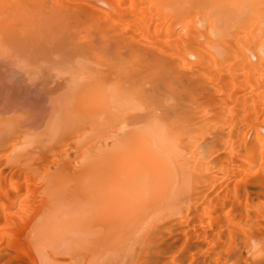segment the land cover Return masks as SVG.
Masks as SVG:
<instances>
[{
    "label": "bare ground",
    "instance_id": "1",
    "mask_svg": "<svg viewBox=\"0 0 264 264\" xmlns=\"http://www.w3.org/2000/svg\"><path fill=\"white\" fill-rule=\"evenodd\" d=\"M0 264H264V0H0Z\"/></svg>",
    "mask_w": 264,
    "mask_h": 264
},
{
    "label": "rangeland",
    "instance_id": "2",
    "mask_svg": "<svg viewBox=\"0 0 264 264\" xmlns=\"http://www.w3.org/2000/svg\"><path fill=\"white\" fill-rule=\"evenodd\" d=\"M39 34H41V32H40ZM34 36H36V35H34ZM36 40H37V37H36ZM45 45H47V47H49L48 44H44L43 46H45ZM45 47H46V46H45ZM36 48H37V49H38V48L40 49V47H35V48H34L35 52H36V50H37ZM39 49H38L36 55H35V52H34L35 57H37V58H35V59L41 58L43 55H46V51H44V50H43L44 48L42 49V47H41L40 50H43V53H44V52H45V53H44V54L42 53L43 55L41 54V55L38 57L37 54L39 55V54L41 53ZM47 49H48V48H47ZM45 50H46V49H45ZM39 52H40V53H39ZM47 53H48V55L51 54L50 57L47 56L48 59H49V62L46 60V62H47V63H46V62L44 61L45 59H44V60H41L42 58H41L40 60L38 59L39 61H38V60H36V61L34 60V61H35V63H34V74L37 75V74L39 73V76H40V74L42 73V74H41V77H42V76L45 75L46 73H47L46 75H48V74L50 75V73H48V69H49V72H52V71L54 72V70H55L54 73H56V75H57V74H58V75H57V76H53L52 74H54V73H51V76H52V77H55V78L57 77V78H56V79H57L56 81H60V80L64 77V75H62V73H61V74L58 73V71L56 70V68L53 67V69L50 71L51 67L48 68L49 65H50V64H49V65H47L48 67H45V68H48L47 70H46V69H42V67L44 68L43 63H44V65H45V64H48V63H51L52 58H55V56H54L52 53H50V51L47 52ZM52 56H53V57H52ZM43 57H44V56H43ZM45 57H46V56H45ZM45 57H44V58H45ZM51 57H52V58H51ZM46 59H47V58H46ZM53 60H55V59H53ZM36 62H37V63H36ZM37 64H38V65H37ZM52 64H53V63H51V65H52ZM36 65H37V66H36ZM45 66H46V65H45ZM52 66H53V65H52ZM16 69H17V68H16ZM16 69H15V70H16ZM42 70H43V71H42ZM44 70H46V71H44ZM16 71L19 72L18 69H17ZM41 71H42V72H41ZM56 71H57V72H56ZM37 72H38V73H37ZM43 72H45V73H43ZM59 75L61 76V78H59V77H60ZM34 77L36 78V76H34ZM41 77H40V78H41ZM35 78H34V79H35ZM37 78H38V75H37ZM40 78L35 79L34 84H36V83L38 82V81L36 82V80H39ZM53 79H54V78H53ZM58 79H59V80H58ZM54 80H55V79H54Z\"/></svg>",
    "mask_w": 264,
    "mask_h": 264
}]
</instances>
